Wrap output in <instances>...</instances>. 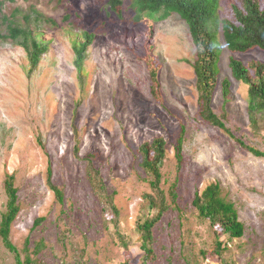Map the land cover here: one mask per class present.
Here are the masks:
<instances>
[{
    "label": "rangeland",
    "instance_id": "1",
    "mask_svg": "<svg viewBox=\"0 0 264 264\" xmlns=\"http://www.w3.org/2000/svg\"><path fill=\"white\" fill-rule=\"evenodd\" d=\"M122 1L118 14L109 0H0V221L8 199L5 178L15 174L20 211L11 240L36 264H222L216 254L201 251L204 225L193 206L196 193L218 183L245 225L225 257L234 264H264V156L237 140L264 151V123L252 128L248 84L236 81L229 66L232 55L249 65L264 62V50L232 52L220 34L213 108L233 136L199 115L196 47L186 22L178 14L139 20L134 0ZM228 5L220 0L219 15L230 25ZM12 21L40 32L48 44L35 69L24 48L7 37ZM85 33L92 43L81 79L71 37L82 40ZM152 60L160 84L152 79ZM225 78L231 81L229 99ZM157 137L167 146L164 187L176 182L179 197L156 226V257L145 263L136 227L151 189L140 147ZM90 161L115 194L116 218L91 184ZM50 167L63 201L49 187ZM119 232L133 239L129 251ZM41 242L45 247L36 253ZM0 264H16L1 235Z\"/></svg>",
    "mask_w": 264,
    "mask_h": 264
},
{
    "label": "trees",
    "instance_id": "2",
    "mask_svg": "<svg viewBox=\"0 0 264 264\" xmlns=\"http://www.w3.org/2000/svg\"><path fill=\"white\" fill-rule=\"evenodd\" d=\"M263 1L229 0L230 21L227 22L230 25L226 24V19H221L219 15L220 0H134L133 2L135 14L139 20L143 16H147L161 21L173 14H178L187 23L196 47V57L192 66L199 91V115L204 121L231 135L233 134L227 127L226 122L213 108L214 93L219 85V65L222 53L220 34L224 35L225 41L232 52L245 53L255 48L264 50ZM122 5V0H109V6L118 14H121ZM36 17H44L45 20L55 23L52 18H46L40 12L36 13ZM7 37L25 49L32 69L39 65L43 55L49 50L42 34L33 30L30 26H20L13 21L9 22ZM71 41L75 52V66L82 79L86 52L92 42V36L85 33L82 40L71 37ZM146 61L148 62V58ZM152 65H154L151 72L152 79L160 84L158 62L152 60ZM229 66L232 77L236 81L248 84V115L252 128L259 130L264 123V62H253L249 65L232 55L229 58ZM159 84L153 90L154 96L158 95L157 88H159ZM222 88L224 96L229 99L230 79L225 78L222 81ZM237 140L250 152L257 156H264V151L246 144L240 138H237ZM140 151L142 154V167L147 175L151 191L144 194L146 211L144 216L137 222L136 231L139 234V239L136 244L142 250L143 260L147 263L156 257L154 249L155 228L165 213L177 206L179 196L176 182L170 186L168 191L164 187L163 166L167 157L165 139L157 137L151 142H145L141 145ZM181 152L182 146L179 143L176 156L180 161L182 160ZM88 175L105 208L112 212L115 218L119 216L115 194L109 192L101 172L93 166L91 161ZM52 176L53 171L50 167L47 176L49 187L54 190L58 200L63 201L64 193L54 184ZM5 190L8 199L6 210L1 214L0 235L4 244L15 253L16 264H36L37 260L33 258L32 254L27 252L23 257L21 251L11 240L12 225L20 211L15 174L6 175ZM193 206L196 211V219L204 225L202 237L205 238V247L201 250L203 254L208 256V253L212 252L220 258L222 264H234L225 257V252L229 249L231 240L241 238L245 234V225L240 220L235 204L223 196L220 184L213 183L208 185L201 193H196ZM39 222L40 220L37 221V223ZM119 234L122 246L129 251L133 239L126 237L123 233L119 232ZM44 247L45 243H39L36 245L35 252L40 253ZM129 262L130 260L127 259L123 264H129Z\"/></svg>",
    "mask_w": 264,
    "mask_h": 264
},
{
    "label": "clouds",
    "instance_id": "3",
    "mask_svg": "<svg viewBox=\"0 0 264 264\" xmlns=\"http://www.w3.org/2000/svg\"><path fill=\"white\" fill-rule=\"evenodd\" d=\"M171 16H172V15H171ZM165 20H166V19H165ZM186 24H187V23H186ZM91 43H92V42H91ZM91 43H90V44H91ZM17 44H18V43H17ZM89 46H90V45H89ZM89 46H88V47H89ZM24 50H25V49H24ZM87 50H88V49H87ZM86 58H87V55H86ZM76 69H77V68H76ZM77 71H78V70H77ZM84 71H85V64H84ZM78 74L80 75V72H79V71H78Z\"/></svg>",
    "mask_w": 264,
    "mask_h": 264
}]
</instances>
